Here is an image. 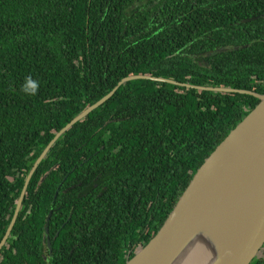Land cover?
Wrapping results in <instances>:
<instances>
[{
	"label": "trees",
	"instance_id": "1",
	"mask_svg": "<svg viewBox=\"0 0 264 264\" xmlns=\"http://www.w3.org/2000/svg\"><path fill=\"white\" fill-rule=\"evenodd\" d=\"M133 74L264 94V0H0V242L43 149ZM259 101L128 81L41 162L0 264H125Z\"/></svg>",
	"mask_w": 264,
	"mask_h": 264
},
{
	"label": "water",
	"instance_id": "2",
	"mask_svg": "<svg viewBox=\"0 0 264 264\" xmlns=\"http://www.w3.org/2000/svg\"><path fill=\"white\" fill-rule=\"evenodd\" d=\"M138 79L198 90L253 95L260 101L206 158L158 232L125 264H175L188 248L199 245L204 249L202 264H251L262 255L264 94L228 86L192 85L151 74H133L122 78L109 93L89 105L55 134L25 178L13 217L0 242V252L18 219L30 181L52 147L66 131L103 105L122 85ZM52 214L51 210L45 228L51 253L49 225Z\"/></svg>",
	"mask_w": 264,
	"mask_h": 264
},
{
	"label": "bare ground",
	"instance_id": "3",
	"mask_svg": "<svg viewBox=\"0 0 264 264\" xmlns=\"http://www.w3.org/2000/svg\"><path fill=\"white\" fill-rule=\"evenodd\" d=\"M203 258H204V249L201 247V245L192 246L191 248H188L179 257V259H177L175 264H202Z\"/></svg>",
	"mask_w": 264,
	"mask_h": 264
},
{
	"label": "clouds",
	"instance_id": "4",
	"mask_svg": "<svg viewBox=\"0 0 264 264\" xmlns=\"http://www.w3.org/2000/svg\"><path fill=\"white\" fill-rule=\"evenodd\" d=\"M39 83L34 80L31 76L26 78V83L23 87V91L28 95H35L38 91Z\"/></svg>",
	"mask_w": 264,
	"mask_h": 264
},
{
	"label": "flooded vegetation",
	"instance_id": "5",
	"mask_svg": "<svg viewBox=\"0 0 264 264\" xmlns=\"http://www.w3.org/2000/svg\"><path fill=\"white\" fill-rule=\"evenodd\" d=\"M2 251V250H1ZM1 253V252H0Z\"/></svg>",
	"mask_w": 264,
	"mask_h": 264
}]
</instances>
